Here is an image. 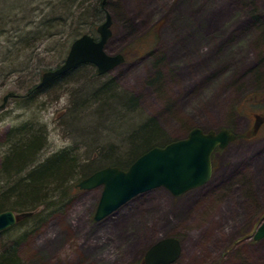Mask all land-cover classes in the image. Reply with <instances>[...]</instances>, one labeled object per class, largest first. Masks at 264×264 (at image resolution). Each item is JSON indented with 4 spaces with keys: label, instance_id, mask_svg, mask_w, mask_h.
<instances>
[{
    "label": "rangeland",
    "instance_id": "rangeland-1",
    "mask_svg": "<svg viewBox=\"0 0 264 264\" xmlns=\"http://www.w3.org/2000/svg\"><path fill=\"white\" fill-rule=\"evenodd\" d=\"M107 3L113 33L106 50L123 53L125 61L104 75L89 64L76 69L30 102L23 96L27 88L41 80L45 68L64 61L68 37H42L28 53L19 50L16 23L0 35V65L6 69L0 105L10 90L18 94L0 108V171L10 131L26 122L43 130L40 160L67 146L83 162L99 159L97 147L89 153V143L126 148L117 134L124 127L101 119L91 101H81L111 77L139 99L127 115L131 124L153 117L173 139L194 126L230 127L238 136L216 151L213 176L200 187L182 195L157 187L98 221L102 186L78 187L65 210L40 227L0 235V250L22 237L18 253L25 264H145L150 246L172 236L182 252L171 264H264V238H254L264 221V0Z\"/></svg>",
    "mask_w": 264,
    "mask_h": 264
},
{
    "label": "trees",
    "instance_id": "trees-1",
    "mask_svg": "<svg viewBox=\"0 0 264 264\" xmlns=\"http://www.w3.org/2000/svg\"><path fill=\"white\" fill-rule=\"evenodd\" d=\"M102 2L103 0H26L22 3V0H0V35L9 31L8 24L16 23L14 36L21 38L22 43L19 50H27L28 53L42 37H49L58 42L63 36H67L66 41L70 42V45L76 37L85 32L98 37L97 27L103 16H106L108 4L107 1L103 4ZM69 28L74 30L68 32ZM2 47L0 42L1 52ZM143 51L141 49L135 52L138 54ZM88 64L95 68V74H105H100L94 64L84 63L43 85H39L41 80L38 79L27 88L23 96L30 102L62 77ZM47 70L49 69L45 68V71ZM0 73V76L4 73L6 76L3 64L0 65ZM34 75L33 73L31 77ZM160 76L159 73L155 79H160ZM40 78L42 79V76ZM90 89L82 96L81 101H84V104L91 101L90 104L96 105V110H100L97 113L101 119L110 118L113 126L124 127L117 134L123 137L125 143L122 144L126 145V148L99 142V145L95 144L94 148H91L89 143V153L93 154L91 150L97 147L95 150L99 159L83 162L80 153L74 147L67 146L40 160L37 156L44 143L43 130L34 129L30 122L24 123L22 128L15 126L7 137V149L0 171V212L12 209L20 212L34 211V214L0 231V235H12L14 230L19 234L23 229L29 231L40 227L52 215L65 210L78 188L77 182L80 179L107 165L126 168L152 147L174 140L168 137L167 132L153 117L138 125L126 121L127 115L133 112L139 99L134 93H127L119 88L113 77ZM7 93L10 96L18 95L13 90ZM77 177L78 181L75 180ZM22 240L20 237L2 246L0 264H25L18 253Z\"/></svg>",
    "mask_w": 264,
    "mask_h": 264
},
{
    "label": "water",
    "instance_id": "water-1",
    "mask_svg": "<svg viewBox=\"0 0 264 264\" xmlns=\"http://www.w3.org/2000/svg\"><path fill=\"white\" fill-rule=\"evenodd\" d=\"M112 24V16L107 14L97 27L98 37L88 32L76 37L64 61L59 66L45 71L39 85L84 63L94 64L100 74L111 71L122 63L125 60L122 53L110 54L106 50V43L113 33ZM3 106L4 104L0 107ZM236 138L237 134L228 127L205 131L195 126L185 137L152 147L127 168L107 165L80 179L77 185L82 189L102 186L94 215L95 220H102L136 195L151 189L165 187L174 195H181L207 183L213 175V153L219 147H226ZM33 214L34 211H1L0 231ZM254 238H264V221L255 232ZM181 252L179 238L163 237L150 246L144 261L145 264H171L180 257Z\"/></svg>",
    "mask_w": 264,
    "mask_h": 264
},
{
    "label": "bare ground",
    "instance_id": "bare-ground-1",
    "mask_svg": "<svg viewBox=\"0 0 264 264\" xmlns=\"http://www.w3.org/2000/svg\"><path fill=\"white\" fill-rule=\"evenodd\" d=\"M107 0H105V2H106ZM104 2V0H103V2H102V4L103 3H105ZM107 8V7H106ZM230 9H231V7H229V8H227V9H224V8H222L220 11H221V16H219L218 18L220 19V18H222V15L225 17V15H228V13L230 12ZM105 14L107 15V14H110L111 15V13H110V11L108 10V9H106L105 10ZM112 16V15H111ZM106 17V16H105ZM214 25H216V24H214ZM86 33V32H85ZM97 68V67H96ZM98 71V70H97ZM6 95H8V97L10 96V94L9 93H7ZM6 95L3 97V104L6 102V100H7V98H6Z\"/></svg>",
    "mask_w": 264,
    "mask_h": 264
}]
</instances>
